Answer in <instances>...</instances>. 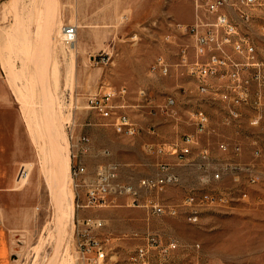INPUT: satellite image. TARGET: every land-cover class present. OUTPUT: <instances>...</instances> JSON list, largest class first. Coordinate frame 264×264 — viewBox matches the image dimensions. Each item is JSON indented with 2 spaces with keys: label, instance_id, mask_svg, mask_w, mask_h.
I'll use <instances>...</instances> for the list:
<instances>
[{
  "label": "rangeland",
  "instance_id": "374dc122",
  "mask_svg": "<svg viewBox=\"0 0 264 264\" xmlns=\"http://www.w3.org/2000/svg\"><path fill=\"white\" fill-rule=\"evenodd\" d=\"M192 9L190 0H0V256H6V240L14 247L12 264H80L78 220L98 217L105 223L100 234L109 238L111 248L104 264H133L129 256L148 234L163 246L175 242L176 247L166 255L159 247L152 249L147 264H264V182L246 186L248 200L234 199L208 210L198 225H190L180 216L149 217L143 208L122 206V199L78 208L81 199L63 161L65 145L72 163L69 130L87 133L95 154L110 152L92 156L89 171L116 161L121 180H135L156 171V158L143 150L144 142L172 141L191 131L185 120L197 107L220 121V106L200 100L187 78L175 71L168 76L151 72L158 55L173 66L179 61L180 46L190 44L191 38L175 26L189 24ZM67 25L77 27L74 48L62 41ZM17 29L30 41L21 43ZM255 39L264 55V37ZM101 87L127 89L124 110L140 126L137 135L119 136L86 108L87 95ZM141 90L145 99L139 96ZM167 96L175 98L176 119L150 112V106L162 107ZM151 123L157 124V135L146 133ZM216 138L241 142L243 161L251 159L249 143L255 138L264 164V130L236 132L220 126ZM212 152L229 156L214 146ZM24 168L25 178L19 180ZM192 178L183 168V184H191ZM67 184L74 193L72 217L63 189ZM219 185L235 187L227 177ZM184 193L174 186L164 196L178 203Z\"/></svg>",
  "mask_w": 264,
  "mask_h": 264
},
{
  "label": "built area",
  "instance_id": "2783aa9c",
  "mask_svg": "<svg viewBox=\"0 0 264 264\" xmlns=\"http://www.w3.org/2000/svg\"><path fill=\"white\" fill-rule=\"evenodd\" d=\"M190 1L192 22L175 26L178 33L190 36V44L180 46L179 61L174 66L163 55L156 56L151 72L168 76L175 71L187 78L200 100L220 106V121L215 122L200 107L188 112L185 123L192 127L191 131L173 141L143 145V150L156 158L155 173L128 181L121 180V165L116 161L99 163L89 171L84 158L92 151L91 138L74 134L70 129L72 163L69 173L77 198L81 199L78 208L103 207L122 199V206L143 208L149 217L180 216L188 224L198 225L206 211L227 206L234 199L248 200L251 194L246 186L255 187L264 182L261 147L255 138L249 143L252 153L248 161L240 159L241 142L229 143L216 138L220 126L236 132L264 130V55L255 39L264 37V0ZM61 33L64 44H74L77 27L63 26ZM181 87L184 89L183 85ZM139 96L146 98L143 90ZM126 97L125 87H101L87 95L86 108L100 116L105 125L112 126L116 134L131 138L141 128L124 110ZM150 107L153 116L162 114L174 119L180 116L172 96L165 98L162 107ZM155 127L152 125L150 129L154 131ZM212 146L229 156H214ZM99 153L110 154L108 149ZM180 167L192 173L191 184H183V176L177 171ZM225 177L231 180L232 186L243 188L220 186ZM174 186L185 192L178 203L164 196L167 189ZM260 191L264 195V185ZM78 225V262L104 264L103 254L111 251L109 238L100 234L104 220L84 217L78 220ZM156 247L166 255L176 243L163 246L157 236L148 234L145 243L130 254V262L147 264L150 251Z\"/></svg>",
  "mask_w": 264,
  "mask_h": 264
},
{
  "label": "bare ground",
  "instance_id": "6f19581e",
  "mask_svg": "<svg viewBox=\"0 0 264 264\" xmlns=\"http://www.w3.org/2000/svg\"><path fill=\"white\" fill-rule=\"evenodd\" d=\"M39 20V19H38ZM20 21V20H19ZM19 26V25H18ZM21 26V25H20ZM37 27V26H36ZM39 27V26H38ZM13 28V27H12ZM21 28V27H20ZM18 31H17V33L18 34H16V35H18V38H19V41L21 42V43H25V42H27V41H30V39L28 40V38L27 37H25L24 36V34H23V32H22V30L21 29H17ZM35 31H37V30H35ZM25 32V31H24ZM32 32V31H31ZM31 32H29L30 34H31ZM43 32V31H42ZM22 34V35H21ZM13 35V34H12ZM27 35V34H26ZM28 36H29V34H28ZM29 38H30V36H29ZM29 43V42H28ZM70 47H72V48H74V44H71L70 45ZM70 59V58H69ZM72 63H73V61H72ZM6 64V63H5ZM72 65V67H73V64H71ZM9 66V65H8ZM8 66H6V67H8ZM69 66V65H68ZM11 66H9L8 67V69L10 68ZM13 67V66H12ZM68 68V67H67ZM68 69H70V67L68 68ZM73 69V68H72ZM10 70L12 71L13 69H11L10 68ZM70 72H71V69H70ZM11 73H14V72H11ZM27 81V80H26ZM30 83V82H29ZM25 87V86H24ZM23 87V88H24ZM26 88V87H25ZM35 107H33V109H34ZM28 109V108H27ZM26 110V109H25ZM34 111V110H33ZM33 111L31 112V110H30V112L31 113H33ZM37 111H39V109L37 110ZM36 112V109H35V111H34V113ZM37 113L38 112H36V115H37ZM40 114V113H39ZM38 114V115H39ZM57 114L58 113H56V116H57ZM28 115H30V114H28ZM37 115V117H39V119H41L40 118V116L41 115H39L38 116ZM31 116V115H30ZM34 116V115H33ZM32 116V117H33ZM59 116V115H58ZM35 118H36V116L34 117V119H33V121L35 120ZM59 118V117H58ZM57 117H56V121H57V119H58ZM35 120V123L36 122H40L39 123V125L42 123L40 120ZM30 120V119H29ZM57 123V122H56ZM33 124H34V122H33ZM31 125V124H30ZM38 124H37V126H39ZM34 126H36L35 124H34ZM30 127V126H29ZM40 127H41V125H40ZM37 128V127H36ZM38 129V128H37ZM41 130V129H40ZM43 134V133H42ZM42 139H43V137H42ZM45 143V142H44ZM63 143V142H62ZM61 143V144H62ZM44 144H42V146H43ZM61 147V146H60ZM64 153H63V161H64V164H65V166H66V169L68 170L69 168H70V158H69V155H68V153H67V146L65 147V145H64ZM44 152V151H43ZM45 153V152H44ZM42 157V156H41ZM46 157V156H45ZM46 163V162H45ZM46 166H47V164H46ZM65 168V167H64ZM43 169H44V167H43ZM65 169V170H66ZM69 171V170H68ZM67 171V172H68ZM25 168H24V171H23V173H22V175H21V177H20V179L19 180H21V179H23V178H25ZM68 179V178H67ZM71 187V186H70ZM69 187V185L67 184V185H65L64 187H63V189L66 191V194H67V198H68V215L70 216V217H72V214H73V211H74V205H73V199H74V193H73V190H72V188H70ZM62 189V190H63ZM107 257H108V254H103V261H106V259H107Z\"/></svg>",
  "mask_w": 264,
  "mask_h": 264
},
{
  "label": "crops",
  "instance_id": "0c3cea01",
  "mask_svg": "<svg viewBox=\"0 0 264 264\" xmlns=\"http://www.w3.org/2000/svg\"><path fill=\"white\" fill-rule=\"evenodd\" d=\"M193 10V9H192ZM192 20H193V11H192V19H191V22H192ZM135 123H137L135 120H133ZM138 124V123H137ZM152 125H155L156 127L154 128V131H152L151 129H150V127L152 126ZM139 126V125H138ZM140 127V126H139ZM164 128V127H163ZM157 124L156 123H151L146 129H145V131H146V133H149V134H151V135H157ZM140 132V131H139ZM138 132V133H139ZM84 135H87V133L86 134H84ZM87 136H89V135H87ZM90 137V136H89ZM173 141V140H172ZM91 142H92V140H91ZM148 142H153V143H163V142H166V141H146V142H144L143 143V145L145 144V143H148ZM169 142V141H168ZM143 145H142V148H143ZM97 155H100V153H99V151H98V153L97 154H95V152H94V147H93V142H92V151H91V153L89 154V155H87L85 158H84V162L86 163V166H87V168H88V165H91V157L92 156H97ZM180 170H182L181 171V173H180ZM177 171H178V173L180 174V175H182L183 176V168H178L177 169ZM5 240V239H4ZM5 247H6V256H4V257H2V256H0V264H12V255H13V252H14V247H12L11 245H9L8 244V242L5 240Z\"/></svg>",
  "mask_w": 264,
  "mask_h": 264
}]
</instances>
